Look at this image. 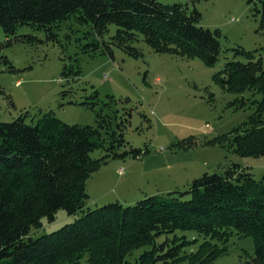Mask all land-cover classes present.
Instances as JSON below:
<instances>
[{
	"label": "trees",
	"instance_id": "obj_1",
	"mask_svg": "<svg viewBox=\"0 0 264 264\" xmlns=\"http://www.w3.org/2000/svg\"><path fill=\"white\" fill-rule=\"evenodd\" d=\"M256 1L247 0L249 5ZM201 18L196 7L159 0H0V28L7 38L0 51L20 38L23 26L56 40V32L69 24L89 28L84 32L86 53L114 57L117 48L139 58L143 53L136 43L145 42L156 53L214 66L223 51L221 33L201 27ZM112 25L117 30L109 36ZM234 52L245 61L227 62L215 78L227 92H251L261 99L253 101L255 113L244 124L209 143L260 158L264 58L243 48ZM0 62L14 71L6 57ZM26 117L0 122V264H210L228 252L234 236L251 237L256 252L251 264H264V176L257 180L248 168L233 164L225 172L194 179L185 192L85 210L87 181L109 157L140 158L147 150L120 152L128 145L124 129L105 119L92 127L64 123L53 112L31 123ZM101 149L108 153L93 158ZM60 210L75 221L36 236ZM186 231L202 239L196 252L186 253L198 241L180 235Z\"/></svg>",
	"mask_w": 264,
	"mask_h": 264
},
{
	"label": "rangeland",
	"instance_id": "obj_2",
	"mask_svg": "<svg viewBox=\"0 0 264 264\" xmlns=\"http://www.w3.org/2000/svg\"><path fill=\"white\" fill-rule=\"evenodd\" d=\"M159 1L196 7L202 15L199 25L220 31L223 51L216 65L156 53L145 42L136 43L143 53L139 58L117 48L114 57L102 52L93 55L83 50L88 42L84 32L89 28L69 24L56 32V40L23 26L18 31L20 38L0 51V57L14 66L11 72L0 62L4 91L0 122H12L21 115H27L28 123L36 122L49 112L70 125L97 127L105 119L124 129L128 145L120 152L147 150L140 158L132 154L109 157L87 181L85 210L116 202L129 206L148 196L185 192L194 179L225 172L233 164L248 168L257 180L264 176V156L241 157L225 145L209 143L244 124L255 113L253 101L261 99L251 92H227L215 76L227 62L245 61L235 56L234 49L256 51L257 57L264 58V0L252 5L247 0ZM116 30L112 25L109 36ZM6 41L0 28V43ZM107 153L96 150L92 157L99 159ZM75 219L60 210L56 220L45 221L36 236L52 233ZM180 235L198 239L186 249L187 254L196 252L202 239L193 231ZM227 246L228 252L210 264L253 262L256 252L251 237L234 236Z\"/></svg>",
	"mask_w": 264,
	"mask_h": 264
},
{
	"label": "built area",
	"instance_id": "obj_3",
	"mask_svg": "<svg viewBox=\"0 0 264 264\" xmlns=\"http://www.w3.org/2000/svg\"><path fill=\"white\" fill-rule=\"evenodd\" d=\"M123 173V169L120 171V174H122Z\"/></svg>",
	"mask_w": 264,
	"mask_h": 264
}]
</instances>
